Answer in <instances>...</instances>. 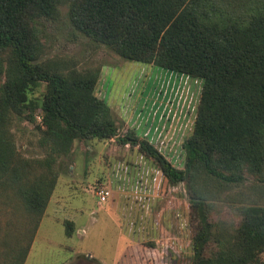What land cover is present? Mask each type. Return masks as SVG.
Segmentation results:
<instances>
[{"label": "trees", "instance_id": "1", "mask_svg": "<svg viewBox=\"0 0 264 264\" xmlns=\"http://www.w3.org/2000/svg\"><path fill=\"white\" fill-rule=\"evenodd\" d=\"M63 4L74 30L120 58L199 81L182 167L134 130L118 133L103 88H96L99 68L37 61L43 28ZM1 76L0 201L11 204L15 232L0 240V264H23L58 158L74 140L93 139L135 147L166 183L184 181L189 264H263L264 204L242 202L231 225L217 220L210 197L248 176L264 183V0H0ZM22 114L35 123L40 156L15 148L11 120ZM65 224L69 237L72 222Z\"/></svg>", "mask_w": 264, "mask_h": 264}, {"label": "rangeland", "instance_id": "2", "mask_svg": "<svg viewBox=\"0 0 264 264\" xmlns=\"http://www.w3.org/2000/svg\"><path fill=\"white\" fill-rule=\"evenodd\" d=\"M66 12V4L59 6L57 18L45 24L37 61L65 62L79 69L99 68L96 88H103L105 97L103 92L101 97L120 125L119 134L126 128L133 130L124 121L137 122L138 134L142 122L148 127L162 122L160 118L167 111L160 117L164 104L158 106L157 99L166 103L170 88L187 80V76L178 80L181 73L158 67L148 72L146 64L120 58L74 30ZM188 81L180 83L182 91L190 86V97L194 94L190 104L186 100L191 114L186 137L192 129L200 87L196 79ZM193 86L196 93L195 89L191 91ZM129 110L130 117L121 118ZM33 118V122H40L37 109ZM11 122L16 150L28 157L42 155L36 145L35 123L25 114L14 115ZM182 141L180 138L174 152L163 153L173 166L182 167ZM152 144L158 149L157 143ZM57 170L54 188L23 264H189L190 198L184 181L166 183L148 158L115 139L74 140L67 156L58 158ZM100 187L110 192L104 203L96 198ZM247 201L264 204V183L251 176L241 185L210 197L217 220H227L231 225L238 218V207ZM10 205L0 201V240L4 232H15L10 224L15 213ZM67 221L73 227L69 237L64 234ZM262 260L264 264V256Z\"/></svg>", "mask_w": 264, "mask_h": 264}, {"label": "crops", "instance_id": "3", "mask_svg": "<svg viewBox=\"0 0 264 264\" xmlns=\"http://www.w3.org/2000/svg\"><path fill=\"white\" fill-rule=\"evenodd\" d=\"M147 65V64H146ZM148 66V72H152L155 69V66L152 65H147ZM157 68V67H156ZM105 76H106V72H105ZM183 76L179 77L180 80L182 79ZM178 78V80H179ZM185 82V84H189L190 80H184L182 79L180 81L181 82ZM105 83V79L103 80V84ZM179 83V85L176 86H172L170 88V95H168V100L166 103H164V101H160L159 99H157L156 104L158 106H161L164 104L163 109L160 113V117H162V114H164L167 111L166 116L163 117V119L160 118V120H162V122H158V125L156 123V125H154L153 127L147 126V122H142V129L140 130V134H138L137 132L139 129V126L137 125V122H125V124H128L129 127L133 128L134 132L139 135V136H143L145 138L148 139V141H150L151 143H157L158 146V150L161 151V153L163 154L164 151L167 152H171V151H175L177 150V146H178V142L179 139L185 136L186 137V132L189 130V122H187L188 120L191 119V114L188 113V109L186 108L187 104H186V100L188 101V104L191 103V100L194 98V94L191 95L190 97V91L188 89H190V86L188 89H184L182 91V86ZM192 85V83H191ZM179 86H181V89L178 88ZM196 87L193 86V88L191 89L192 92L193 89H195ZM179 89L181 91H179ZM164 90H166V87H164ZM169 91V90H168ZM197 89H195V93H196ZM165 93H167L165 91ZM105 93L103 91V95L104 96ZM191 98V100H190ZM155 104V105H156ZM172 104V105H170ZM128 105H130L128 103ZM132 106V105H131ZM166 110V111H165ZM131 110L128 111V113ZM127 116L126 115H121L124 119L127 117V119L130 117V113ZM156 114V113H155ZM154 140V141H153ZM184 153V152H183ZM169 155H172V153H167ZM164 155V154H163ZM165 156V155H164ZM184 156V155H182ZM166 157V156H165ZM168 158V157H166ZM177 167V166H175ZM179 167V166H178ZM180 168V167H179Z\"/></svg>", "mask_w": 264, "mask_h": 264}, {"label": "built area", "instance_id": "4", "mask_svg": "<svg viewBox=\"0 0 264 264\" xmlns=\"http://www.w3.org/2000/svg\"><path fill=\"white\" fill-rule=\"evenodd\" d=\"M187 76V79H189L190 77L188 76V75H186V74H181V75H179V77H181V76ZM183 76V77H184ZM179 80H180V78H179ZM193 82V81H192ZM190 100H191V98H190ZM37 117V116H36ZM38 118V117H37ZM161 152V151H160ZM109 195H110V192H109V190L107 189V188H104V187H100L97 191H96V198H97V201H98V203H104V202H106V200L108 199V197H109Z\"/></svg>", "mask_w": 264, "mask_h": 264}]
</instances>
